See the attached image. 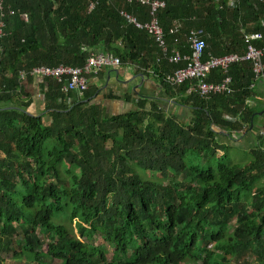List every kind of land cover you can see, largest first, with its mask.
Returning <instances> with one entry per match:
<instances>
[{
	"label": "trees",
	"instance_id": "obj_1",
	"mask_svg": "<svg viewBox=\"0 0 264 264\" xmlns=\"http://www.w3.org/2000/svg\"><path fill=\"white\" fill-rule=\"evenodd\" d=\"M159 1L168 53L174 22L203 32V59L243 54L242 33H260L264 47V0ZM0 2V264L3 255L15 264H264V130L244 164L215 154L253 132L264 110L249 63L230 65L231 95H186L189 82L165 81L179 66L120 15L147 22L136 1L94 0L90 12L88 0ZM89 54L150 71L186 121L146 98L109 115L93 102L95 85L77 98L50 78L39 79L42 109L28 112L23 84L35 79L20 82V71L81 67ZM222 77L214 70L208 81Z\"/></svg>",
	"mask_w": 264,
	"mask_h": 264
},
{
	"label": "built area",
	"instance_id": "obj_2",
	"mask_svg": "<svg viewBox=\"0 0 264 264\" xmlns=\"http://www.w3.org/2000/svg\"><path fill=\"white\" fill-rule=\"evenodd\" d=\"M133 1H136L141 6L147 7L148 21L138 23L135 19L124 13L120 14L129 23H132L135 28L146 32L152 37L161 58L166 59L170 64L179 66V68H176L166 77V84L170 87H176L185 82H189L190 85L186 90V95L194 94L201 98H206L210 95H231L234 90L232 88L231 78L228 75V69L231 64L241 62L250 64L253 78L250 88L254 87L257 83L264 86V47L257 48L255 46L256 42L261 41L262 35L260 33H242L244 45L243 54L239 55L234 53L220 57L207 55V58L203 59L206 48L205 41L202 38L203 32L201 30H189L186 33V42L189 51L188 54H181L176 49L181 26L178 22H174L168 31L169 35L173 37L174 48L168 53L164 39L165 36L157 19V13L164 8V3L159 0H126L127 3ZM1 7L0 2V13L2 10ZM94 7V0H88L87 11H92ZM10 15H13L12 11ZM20 19L26 22L27 15L22 14ZM2 29L3 24L0 23V38L3 37ZM118 66H120L119 59L110 54H89L81 67L40 66L32 68L29 71H20L18 78L20 82L27 81L28 78H50L62 86L63 92H72L77 96H81L88 89L89 80L94 78L103 68H117ZM214 70L220 72L223 77L218 82H209L208 78ZM247 104L249 105L250 103L247 102ZM240 134H234L233 138L238 139Z\"/></svg>",
	"mask_w": 264,
	"mask_h": 264
},
{
	"label": "crops",
	"instance_id": "obj_3",
	"mask_svg": "<svg viewBox=\"0 0 264 264\" xmlns=\"http://www.w3.org/2000/svg\"><path fill=\"white\" fill-rule=\"evenodd\" d=\"M228 1L231 2V0ZM179 24L181 26L180 32H182L181 35H179L182 40V41L180 40V42H182V45L181 47L176 46V48L179 50L180 47L181 53L188 54L189 50H188V44L186 42V33L189 30L185 31L183 25L181 23ZM133 67L118 66L117 68H103L100 71L101 73L99 76L90 79L89 86L95 85L99 90V93L93 99V102L102 104V106L105 108L107 113L108 111H110V114L108 113L109 115H116L114 113H116L121 108V106L119 105L120 102H124L125 104L121 108L123 111L126 112L127 110L134 109L133 104L139 98H146L148 99L149 102H155L158 105V107L162 109L164 112L182 114L184 110H186L183 107L174 104L175 101H179V97L177 95H174L172 90L164 88L160 84L159 80L156 77H154L150 71L147 72L144 71L146 74L142 75L140 72H136ZM38 83H40V80L35 79V81H33L32 83L25 82L23 84L24 90L30 93L31 96L33 95L34 97L33 103L28 109V112L30 114H36L42 109V104H41L42 96L38 90ZM109 94H111V96L117 97V99H113V98L107 99L106 97ZM75 96L77 98L80 97L77 96L76 94ZM128 96L130 100L127 102L126 98ZM105 103H109L108 108L104 106Z\"/></svg>",
	"mask_w": 264,
	"mask_h": 264
},
{
	"label": "rangeland",
	"instance_id": "obj_4",
	"mask_svg": "<svg viewBox=\"0 0 264 264\" xmlns=\"http://www.w3.org/2000/svg\"><path fill=\"white\" fill-rule=\"evenodd\" d=\"M120 78H122V77H120ZM255 87H256L257 97L259 98V99H256V103L259 104V106L257 108H260V107L264 106V86L260 83H257L255 85ZM108 105H109V103L104 104V106L106 108H108ZM119 105L122 108V106H124L125 104H124V102H120ZM121 108L114 114L125 113V111H123ZM187 112H185V113L183 112V115H182L183 121H186L185 119H186L187 114H188ZM108 113L110 114V111H108ZM255 123H256V126L254 127L253 132L249 133L246 137H244L238 141H234V142H230V141L228 143L223 142L225 148L222 149L221 153H215L216 156L217 157L218 156L223 157V155H225L226 158L222 159V161L224 163L244 164V163L250 161L252 155L250 154L249 151L252 148L256 147V144L258 143V140H259V138H257L256 135L261 134L262 131L264 130L263 129L264 128L263 127L264 126V120L260 116L256 118ZM253 136H255V137H253ZM260 144H261V142H260ZM261 147L264 148L263 145H261ZM62 223L64 225H66L67 227H70V228L73 227V225L69 226V223L67 221H62ZM231 225H233V223H231ZM74 232L75 231L73 230V233ZM40 237H42V236L40 235ZM76 237H78V236L76 235ZM95 243L96 244H102L105 247H108L107 243L104 241V239H102L99 236L95 237ZM108 257H110V254H108ZM3 260L7 264H15L14 261L12 259H10L8 256L3 255ZM49 264H57V262L56 261H49Z\"/></svg>",
	"mask_w": 264,
	"mask_h": 264
},
{
	"label": "water",
	"instance_id": "obj_5",
	"mask_svg": "<svg viewBox=\"0 0 264 264\" xmlns=\"http://www.w3.org/2000/svg\"><path fill=\"white\" fill-rule=\"evenodd\" d=\"M257 114H258L259 116L262 115V114H264V110L261 111V112H258Z\"/></svg>",
	"mask_w": 264,
	"mask_h": 264
}]
</instances>
